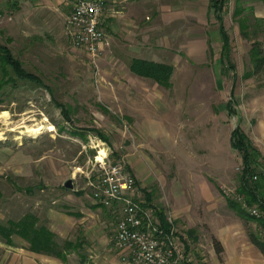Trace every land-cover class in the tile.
<instances>
[{
    "label": "rangeland",
    "instance_id": "obj_1",
    "mask_svg": "<svg viewBox=\"0 0 264 264\" xmlns=\"http://www.w3.org/2000/svg\"><path fill=\"white\" fill-rule=\"evenodd\" d=\"M10 46L28 70L41 76L43 85L20 80L10 71L11 82L0 87V224L4 226L0 228V264L12 262L4 256L5 241L8 237L12 240L13 235L4 232L10 219L31 212L39 218L38 223H46L50 208L66 207L81 213L82 205H92L87 172L96 168L94 162L102 147L109 148L108 160L126 164L135 174L139 198L146 199L149 194L150 207L165 211L177 233L186 232L175 222L173 207L185 210L192 203L198 207L204 192H216L222 200L236 194L243 165L241 152L232 147L231 131L238 124L254 128L248 110L257 98V87L264 85V70L253 73L251 62L242 64L241 57L234 60L238 71V103L234 108L238 115H231L219 108L229 94L225 88L222 92L215 90L218 79L209 84V76L205 75L200 89H194L198 81L191 76L198 65L186 57L181 67L185 78L180 80L184 93L161 97L162 103L168 100L175 110L159 112L154 105L145 103L146 97L124 94L117 98L112 82L106 79L109 76L105 75L103 61L73 47L65 35L60 39L44 36L41 42L18 37ZM209 63L201 67L208 69ZM245 69L250 70L247 77L242 75ZM203 83L210 91L201 88ZM243 88L250 89L243 92ZM152 115L154 126L148 122L143 125ZM40 125L45 127L42 133L31 131ZM163 127L171 136L168 142L163 137ZM260 173V169L254 172ZM69 178L74 187L63 188ZM112 207L106 206L101 213L109 216L111 238L117 222V211ZM82 216L87 214L83 211ZM79 218L73 217L72 232L59 236L61 242L67 240L65 235L72 240L81 235ZM87 218L90 224V216ZM179 220L184 223L183 218ZM260 228L257 227L259 236ZM110 239L107 250L111 248L109 253L115 258L118 247ZM178 242L186 251L179 236ZM87 246L98 252L97 248L103 247L95 239H89ZM71 252L67 251L66 261H78V252ZM186 254L192 262L194 255Z\"/></svg>",
    "mask_w": 264,
    "mask_h": 264
},
{
    "label": "crops",
    "instance_id": "obj_2",
    "mask_svg": "<svg viewBox=\"0 0 264 264\" xmlns=\"http://www.w3.org/2000/svg\"><path fill=\"white\" fill-rule=\"evenodd\" d=\"M76 1L0 0V42H15L18 37L28 40L36 39L41 42L44 36L53 35L60 39L65 35L68 43H71L69 42L67 18ZM104 1L102 26L106 34L100 44V55L97 59L105 64V75L110 78L106 79L112 82L113 94L116 97L124 96V94L129 97L138 95L146 97L145 103L154 105L159 112L174 111L173 105L168 104V100V103H162L161 97L178 96L184 93V83L180 80L185 78V71L181 67L184 65L185 58L188 57L198 65V69L192 71L191 76L194 81H198L197 86L196 83L193 84L194 89H200V81L204 79L205 75L209 76L206 79L210 81L209 84L218 79L224 87L220 88L219 82L216 83L215 90L220 89L222 92L225 88L229 94V99L219 103V108L231 114L229 104L232 103L233 110L238 115L234 108L238 103L235 92L238 71L235 61L237 62L238 57H241L242 64L251 62L255 66L251 51L254 42L259 43L260 57H264V0H239L243 8L239 16L234 15L237 0H229L222 14V21L217 18L210 7L211 0ZM249 16L254 21H251ZM240 22L244 23L243 27L240 26ZM221 27H224L231 40L228 60L223 52L224 38ZM11 43L7 42L10 48ZM135 60L170 65L172 73L169 85L160 84L150 77L140 76L133 72L132 64ZM207 61H210L207 64L209 68L203 69L204 66L201 67V65L206 64ZM254 66L253 73L256 72L255 70L257 73L264 70V66L259 69H255L256 66ZM249 74L250 70L242 71V75L245 77ZM206 85L203 83L201 88L206 90ZM263 86L257 87L255 93L257 98L255 103L250 104L251 108L248 110V114L255 124L254 128H242L255 146L253 163L257 169L261 166L264 167ZM249 89L243 88L242 91ZM117 98L121 99V97ZM146 111L142 112L147 114ZM153 115L148 116L151 119L145 120L143 125H147L148 122L154 126ZM165 130L166 128L163 127L162 134L168 142L171 136ZM213 143H216L215 139ZM216 186L219 189L217 184ZM239 186L240 184L236 188V193ZM258 191L264 196L263 186H260ZM202 199L204 200L198 207L194 208L192 203L185 210H182V207H173L172 210L176 214L174 215L175 222H178V225L181 224V228L187 233H177V229H175V234L182 240V247L186 249L185 252L194 255L190 264H264V252L250 237L251 234L260 237L257 227H262V225L259 220L250 214L248 216L239 214L236 209L229 206L226 196L225 200H222L216 192H204ZM145 200L147 204H151L147 197ZM88 204L82 205L86 210L80 207L81 213L66 207L64 210L50 208L47 214L49 220L43 223L58 236H64V234L68 235L72 232L73 217H80L78 221L82 227L81 235L75 240L67 238L65 235L66 239L79 244L76 250L72 251L78 252V261H74V258L73 261H69V259L63 261L55 256L31 250L30 244L25 238L13 234L14 236H11L13 242L6 240L8 245H4L8 247H5L4 256L6 259L8 257L12 259V262L7 264H66L64 262L67 264H124L120 260L121 251L119 249L116 248L118 254L115 258L109 253L111 248L107 250V241L111 238V229L109 228L111 222H109L108 214V217L104 216L106 213L101 216V213L105 212L103 209L106 206L95 202L93 198L92 205ZM113 207H115L114 211H117L116 221L118 222L121 217L120 204L116 203ZM243 207L249 213L248 208L253 206H247L244 203ZM83 211L87 216H82ZM88 216L92 221L90 224ZM165 216L167 217L166 213ZM178 218H183L184 223L181 220L179 223ZM18 219H10L8 222ZM158 220L161 223L159 217ZM117 222L113 228L114 235L117 231ZM161 226L165 228L162 224ZM113 237L110 240L113 241ZM89 239H95L103 245V247H94L100 252L87 246ZM214 239L221 244V253L217 252ZM86 246L88 248L83 251Z\"/></svg>",
    "mask_w": 264,
    "mask_h": 264
},
{
    "label": "built area",
    "instance_id": "obj_3",
    "mask_svg": "<svg viewBox=\"0 0 264 264\" xmlns=\"http://www.w3.org/2000/svg\"><path fill=\"white\" fill-rule=\"evenodd\" d=\"M104 0H77L67 18L69 38L73 47L84 50L94 60L100 55V44L105 38L102 26ZM109 148L102 147L96 156V168L87 172L88 183L95 202L108 207L120 204L121 217L113 242L121 251L124 264H188L191 257L181 250L175 226H161L155 209L139 198L135 175L122 162H111ZM95 170V172L93 171ZM98 172V175H97ZM100 173V174H99ZM259 176L254 174L253 180ZM239 200L243 197L238 196ZM249 213L263 216L258 206L249 207ZM264 240V226L260 228Z\"/></svg>",
    "mask_w": 264,
    "mask_h": 264
},
{
    "label": "trees",
    "instance_id": "obj_4",
    "mask_svg": "<svg viewBox=\"0 0 264 264\" xmlns=\"http://www.w3.org/2000/svg\"><path fill=\"white\" fill-rule=\"evenodd\" d=\"M228 1L229 0H211L210 2V7L220 21H222V14L225 11ZM241 6V2L237 0L236 8L234 10L235 16H239L241 14L243 9ZM243 24V22H240L241 27H243ZM221 28L224 38L223 52L224 55H226V59L228 60V53L231 49V40L224 27ZM251 51L254 57L256 69L262 68L264 66V57H260V48L258 42L253 43ZM132 70L136 74L150 77L160 84L169 85L170 83L169 80L172 73V67L170 65L146 60H135L132 64ZM0 71V87L11 82L12 79L10 77V71H12L16 78L20 80H28L35 82L38 85H43L41 76L28 70L25 67L23 61L18 56H16L12 49L8 46L7 42H0ZM46 89H48V87H46ZM59 105L62 106V104ZM229 105L230 113L236 115V112L233 110L232 103ZM62 112H64L65 116H67V112L64 108L62 109ZM232 146L234 149L241 152L243 167L242 174L240 176V186L237 189V193L235 195L226 196L228 204L243 216H248L250 214L243 207L244 203L247 204V206H258L263 212V216L257 218L251 214L250 215L258 219L261 225L264 226V196L258 191L260 186L264 187V167H259L261 170V173L258 175L259 180H253L252 176L257 169L253 163L256 149L247 133L240 127L239 124L232 131ZM63 188H65V186ZM238 196L243 197V200H239ZM146 197L150 202L151 197L149 194L146 193ZM155 213L161 219V224L167 230L170 229L171 224L169 223L168 218L165 216L164 211L159 208L155 209ZM38 221L39 218L35 214L31 212L26 213L17 221L12 220L10 222L9 228H4L5 235L11 236L12 234H19L29 242V247L31 250L46 253L65 261L67 258V251L70 250L71 252L76 250L78 245L68 239L61 242L59 236L55 232L47 227V225L38 223ZM1 227L2 225L0 224V228ZM250 237L253 242L256 243L264 252V240L255 234H251ZM7 242H11L9 237L7 238ZM214 242L217 252L221 253V244L216 239H214Z\"/></svg>",
    "mask_w": 264,
    "mask_h": 264
},
{
    "label": "water",
    "instance_id": "obj_5",
    "mask_svg": "<svg viewBox=\"0 0 264 264\" xmlns=\"http://www.w3.org/2000/svg\"><path fill=\"white\" fill-rule=\"evenodd\" d=\"M65 188L72 189L74 187L73 179L69 178L64 184Z\"/></svg>",
    "mask_w": 264,
    "mask_h": 264
},
{
    "label": "bare ground",
    "instance_id": "obj_6",
    "mask_svg": "<svg viewBox=\"0 0 264 264\" xmlns=\"http://www.w3.org/2000/svg\"><path fill=\"white\" fill-rule=\"evenodd\" d=\"M3 113V112H2ZM45 128L44 125H40L39 127L36 128H31V131H35V132H41L42 133V129ZM3 136V135H2Z\"/></svg>",
    "mask_w": 264,
    "mask_h": 264
}]
</instances>
